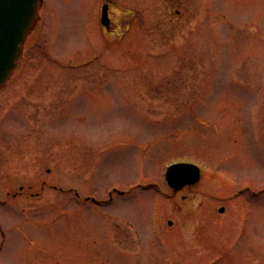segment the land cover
<instances>
[{
  "label": "rangeland",
  "instance_id": "1",
  "mask_svg": "<svg viewBox=\"0 0 264 264\" xmlns=\"http://www.w3.org/2000/svg\"><path fill=\"white\" fill-rule=\"evenodd\" d=\"M113 1L39 3L0 87V264H264V0Z\"/></svg>",
  "mask_w": 264,
  "mask_h": 264
},
{
  "label": "water",
  "instance_id": "2",
  "mask_svg": "<svg viewBox=\"0 0 264 264\" xmlns=\"http://www.w3.org/2000/svg\"><path fill=\"white\" fill-rule=\"evenodd\" d=\"M38 5L39 0H0V87L17 65ZM200 177L199 167L191 163L172 164L165 173L174 195L187 185H196ZM220 211L224 209L221 208ZM169 224L171 225L172 222L170 221Z\"/></svg>",
  "mask_w": 264,
  "mask_h": 264
},
{
  "label": "flooded vegetation",
  "instance_id": "3",
  "mask_svg": "<svg viewBox=\"0 0 264 264\" xmlns=\"http://www.w3.org/2000/svg\"><path fill=\"white\" fill-rule=\"evenodd\" d=\"M175 1V0H173ZM180 2L181 0H176V2ZM107 13V23L103 22L102 14L104 12ZM101 15H100V27L104 34L111 35L112 37L120 38L124 35L125 31L129 30V25L126 23V19H128L129 14H127L124 9H122L115 1L113 0H103L101 4ZM178 14H181L180 10ZM0 236L2 239H5L4 232L2 231V227L0 224ZM5 242L0 243V253L3 250Z\"/></svg>",
  "mask_w": 264,
  "mask_h": 264
}]
</instances>
